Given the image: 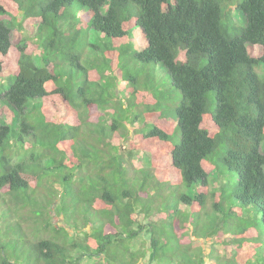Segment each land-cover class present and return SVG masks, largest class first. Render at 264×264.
<instances>
[{"label": "trees", "instance_id": "16d2710c", "mask_svg": "<svg viewBox=\"0 0 264 264\" xmlns=\"http://www.w3.org/2000/svg\"><path fill=\"white\" fill-rule=\"evenodd\" d=\"M4 16L0 264H264V0Z\"/></svg>", "mask_w": 264, "mask_h": 264}, {"label": "rangeland", "instance_id": "374dc122", "mask_svg": "<svg viewBox=\"0 0 264 264\" xmlns=\"http://www.w3.org/2000/svg\"><path fill=\"white\" fill-rule=\"evenodd\" d=\"M231 2L233 3V1H231ZM66 10L68 11V13H69V15H70V16H68V19L73 20V19H71V18H72V15H75V17H76L78 20H81L82 22L84 21L86 13H85V11H84V10H83L78 4L75 3L71 8H66ZM0 19H3V21L6 22V23L8 24V20L10 19V17H8V16H4V17H0ZM82 24H84V23H82ZM82 24H81V25H82ZM85 29H86V28H85ZM85 29L81 31V35H84V34H85ZM34 32H35V31H34ZM83 37H84V39H85V36H83ZM83 37H81V38H83ZM81 38L77 37V40H79V39H81ZM86 38L89 39L91 42H92L94 39H96V37L93 36V35H91V34H90V36H87ZM29 39L32 40V39H33V36L29 37L26 31L19 32V31H17V30H16V31L13 30V31L11 32V41H12V43H14V44H18L21 40H29ZM132 44H133V43H132ZM35 52H36V51H35ZM33 54H34V53H33ZM257 72H258L259 74H262V69L258 68V69H257ZM156 74H157V72H156ZM165 76H166V75H165ZM156 78H158V75H157ZM9 80H10V76H9L7 73H3V74L0 76V91H1V92L3 91V89H6V87H7L6 85L8 84ZM5 86H6V87H5ZM4 87H5V88H4ZM1 110H2V112H1V117H2V118H8V116H7L6 112H5V110L2 109V108H1ZM261 150H262V152H264V144H263ZM133 162H134V165H135V166H138L135 157H133ZM178 209H180V210H186V209H185V206H183V205H179ZM139 215H142V214H139ZM1 218H2V217H1ZM144 219H145V218H144ZM144 219H142V221H143ZM140 221H141V218H140ZM194 227L196 228V230H197V229H198V230H201V229L203 228L200 224H198V225H196V226H194ZM137 237H139V235H138ZM142 237H143V236H140V237L137 239L138 244H139L140 241L143 239ZM137 241H136V242H137ZM130 245H131L132 248H136V249L140 248V247H136L134 243H131ZM141 247H142V246H141ZM209 247H210V245L205 246V251H206V252H205V256L207 255L206 253L209 252ZM20 255H21V257H23V256L25 255V253H24L21 249H20ZM96 263L98 264L99 261H96ZM80 264H87V263H86L84 260H82V262H81ZM91 264H93V263H91ZM206 264H209V262H208L207 259H206ZM217 264H224V263H223V262H219V263H217Z\"/></svg>", "mask_w": 264, "mask_h": 264}, {"label": "clouds", "instance_id": "9594fccd", "mask_svg": "<svg viewBox=\"0 0 264 264\" xmlns=\"http://www.w3.org/2000/svg\"><path fill=\"white\" fill-rule=\"evenodd\" d=\"M11 42H12V41H11ZM12 44H14V43H12ZM7 74L10 76V74H9V73H7ZM10 78H11V77H10ZM6 86H7V85H6ZM6 86H5V87H6ZM5 87H4V88H5Z\"/></svg>", "mask_w": 264, "mask_h": 264}]
</instances>
